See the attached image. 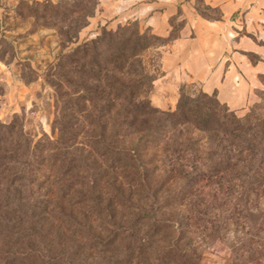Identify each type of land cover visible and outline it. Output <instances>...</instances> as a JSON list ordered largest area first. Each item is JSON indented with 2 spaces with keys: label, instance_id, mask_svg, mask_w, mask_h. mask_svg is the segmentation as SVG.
I'll list each match as a JSON object with an SVG mask.
<instances>
[{
  "label": "trees",
  "instance_id": "trees-1",
  "mask_svg": "<svg viewBox=\"0 0 264 264\" xmlns=\"http://www.w3.org/2000/svg\"><path fill=\"white\" fill-rule=\"evenodd\" d=\"M97 4L62 14L68 44ZM177 39L123 27L68 48L49 81L56 137L0 126V264H200L207 243L264 264V102L239 117L182 87L173 111L152 107L141 59Z\"/></svg>",
  "mask_w": 264,
  "mask_h": 264
},
{
  "label": "rangeland",
  "instance_id": "rangeland-1",
  "mask_svg": "<svg viewBox=\"0 0 264 264\" xmlns=\"http://www.w3.org/2000/svg\"><path fill=\"white\" fill-rule=\"evenodd\" d=\"M130 1L98 0L86 27L70 34L69 37L75 38L68 44L62 36L67 31V25L61 18L65 11L74 9L71 7L74 0H0V126L15 122L32 138L33 143L45 137H56L52 124L58 110L49 81L58 55L64 54L68 48L91 41L103 31L116 32L123 27L134 28L146 37L164 38L170 35L189 39L194 37L189 24L192 16L206 21L219 16L218 11L208 9L204 0H187L186 12L178 8L164 32L159 27H146L143 20H146L147 14L140 12V0L128 4ZM45 2L54 8L44 9L47 6ZM237 17L233 16L234 19ZM78 18L74 15L72 19L77 21ZM199 32L195 31L198 37L194 45L178 49L180 64L170 61L171 44L150 49L144 54L141 59L143 67L153 79L148 97L150 105L161 111H173L180 89L187 87L208 96L215 94L220 104L243 117L255 105L264 102V82L259 76L252 78L249 70L251 63L245 53L239 52L243 57L232 59L229 49L220 58L229 41L221 38L218 41L215 30L210 38L203 37V31ZM227 32L232 40L251 37L244 35L241 28ZM220 36L223 37L224 33ZM240 44L249 52L255 48L251 41H241ZM164 58H167L165 65ZM63 102V99L60 100V103ZM226 239L230 242L233 237L230 234ZM200 253V264H232L233 255L224 244H203Z\"/></svg>",
  "mask_w": 264,
  "mask_h": 264
},
{
  "label": "crops",
  "instance_id": "crops-1",
  "mask_svg": "<svg viewBox=\"0 0 264 264\" xmlns=\"http://www.w3.org/2000/svg\"><path fill=\"white\" fill-rule=\"evenodd\" d=\"M187 0H140L142 14H147L146 20H143V24L151 29L161 28L164 32L168 29V22L176 13L177 9L181 8L185 11ZM206 6L212 9H218L221 13L222 19L220 21H206L198 16H192L189 20L190 27L194 32V37L189 39H178L171 44L172 57L170 61L172 63L180 64L179 56L177 54L180 47H189L194 45L197 40V34L195 31H203L201 35L203 37H209L215 30L217 40L220 38L223 41H229L220 58H222L229 49L232 59L237 56L240 58L242 53H253L260 57L262 62L256 65H250V73L252 78L256 76L264 75V47L259 46L256 42L264 43V0H204ZM129 2V1H128ZM127 2V3H128ZM133 3L134 0H131ZM134 4V3H133ZM234 15H238L237 18H233ZM160 25V26H159ZM233 26V27H232ZM233 28H241L244 31V35L251 36L250 38L242 36L235 40L230 39L227 36V31H233ZM213 31V32H212ZM199 32V33H200ZM198 33V34H199ZM220 33H224L221 37ZM226 33V34H225ZM163 35V33H160ZM241 41H251L254 44L253 52L244 50L241 47ZM256 41V42H253ZM169 54V55H171ZM243 57V56H242ZM167 58L163 59V63ZM248 65V63H245ZM229 71V70H228ZM231 71V70H230ZM251 85V84H250ZM252 86H255L252 84ZM219 94V92H218ZM220 96V94H219ZM222 100V99H221ZM224 102V100H222ZM226 103V102H224ZM227 104V103H226Z\"/></svg>",
  "mask_w": 264,
  "mask_h": 264
}]
</instances>
